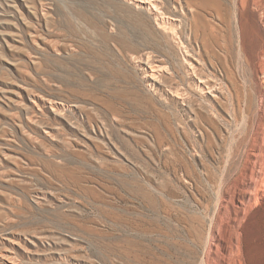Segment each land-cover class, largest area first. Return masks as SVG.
<instances>
[{"label":"rangeland","instance_id":"374dc122","mask_svg":"<svg viewBox=\"0 0 264 264\" xmlns=\"http://www.w3.org/2000/svg\"><path fill=\"white\" fill-rule=\"evenodd\" d=\"M239 1L0 0V264H264Z\"/></svg>","mask_w":264,"mask_h":264},{"label":"bare ground","instance_id":"6f19581e","mask_svg":"<svg viewBox=\"0 0 264 264\" xmlns=\"http://www.w3.org/2000/svg\"><path fill=\"white\" fill-rule=\"evenodd\" d=\"M239 2H240V4H241L242 7H245L246 4H255L256 3V0H240ZM152 74H153V76L155 75L154 73H152V72L150 73L149 72V76H152ZM200 82L203 83L204 85L210 84V82L205 77H204V79H203V77H201ZM210 89H213V88H210ZM260 139L261 138L257 136V140H256V142L254 144L256 147H258L257 145H259ZM263 142H264V137H263ZM262 156H263V162H264V153H263Z\"/></svg>","mask_w":264,"mask_h":264}]
</instances>
